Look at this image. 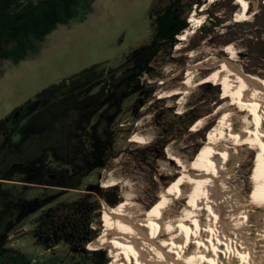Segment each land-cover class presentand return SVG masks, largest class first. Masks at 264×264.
<instances>
[{
  "label": "rangeland",
  "instance_id": "obj_1",
  "mask_svg": "<svg viewBox=\"0 0 264 264\" xmlns=\"http://www.w3.org/2000/svg\"><path fill=\"white\" fill-rule=\"evenodd\" d=\"M174 1L95 0L84 18L59 26L43 42H36V50L26 59L16 64L0 61V122L16 109L22 107L21 112H25V104L35 103L43 90L64 80L84 83L90 71L102 77L113 71L114 78L118 79L135 67L139 58L143 59V53L157 41L153 11ZM247 1L255 12L242 18L244 5L237 4V0H181L178 14L186 19L189 27L176 37L172 47L163 45L151 56L146 72L136 79L139 89L123 98L113 127L112 145L101 157V164L91 168L77 189L40 187L30 180L24 182L20 173L13 175L16 182L1 185L0 192L5 197L20 203L53 199L10 230L8 247L24 253L28 264H120L116 247L95 246L103 234L107 211L117 212L127 199H134L137 211L155 206L159 193L165 188L174 189L181 177L182 168L169 160V152L176 153L185 162L202 161L215 136L226 125L225 113L236 109L228 104L232 97L221 98L222 80L214 79L199 86L197 83L218 70L225 59H231L233 67L244 75L264 81V0ZM194 13L202 18L199 28L190 22ZM212 13L220 21L217 26ZM185 33L194 34L181 44ZM231 44L235 54L223 50ZM189 77L194 83L192 86L183 83ZM175 89L187 90L188 94L165 97ZM190 117L204 119L205 123L195 128L197 120L188 126L185 121ZM134 136H141L147 142H136ZM18 137L16 133L12 142ZM246 147L233 160L230 169L225 170V182H218L217 203L223 199L219 205L223 204L221 209L225 210L223 215L229 219V226H232L229 213L245 210L250 205L249 198L255 197L263 183L257 166L261 147L255 150ZM113 193L118 194L120 202L111 206L106 198L110 200ZM181 199L172 207V214H177L186 202ZM80 204L89 207L88 228L80 224L75 227L83 230L82 234L64 223L52 233L39 230L37 236L33 234L44 211L54 207L51 214L66 219L70 206L79 208ZM250 208L247 207L249 215L254 217L249 227L256 232V238L262 230L264 214ZM40 221L44 222V218ZM89 229L96 235L91 244L83 236ZM262 245L264 251V241ZM259 257L258 261H264V252Z\"/></svg>",
  "mask_w": 264,
  "mask_h": 264
},
{
  "label": "trees",
  "instance_id": "obj_2",
  "mask_svg": "<svg viewBox=\"0 0 264 264\" xmlns=\"http://www.w3.org/2000/svg\"><path fill=\"white\" fill-rule=\"evenodd\" d=\"M94 1L0 0V61L16 64L26 59L30 52L36 50V42H43L59 26L84 18L92 10ZM180 6L181 0H176L163 8L154 9L151 17L155 18L154 35L157 41L148 52L143 53V59L139 58L135 67L118 79L114 78L113 71L104 77L90 71L86 82L64 80L43 90L35 103L25 104V117L20 126L14 128L11 137L0 140V180L14 182L13 175L20 173L24 182L32 181L40 187L77 189L91 168L101 164V157L112 145L115 139L113 127L123 98L134 94L135 88L139 89L140 83L136 79L146 72L151 56L163 45L172 47L176 37L189 27L186 19L178 14ZM212 15L217 26L220 21L214 13ZM23 113L16 118H22ZM193 118L190 117L185 123L188 126L194 124L198 119ZM9 119L8 116L0 122V135ZM16 133L19 137L13 143ZM2 199L0 208H6L8 216L19 213L17 222L8 223L11 229L41 206L53 201L48 198L25 204L9 197ZM106 201L111 206L120 202L116 193ZM74 206H70L66 219L51 214L54 207L44 211L33 234L37 236L39 230L52 233L63 223L72 226L73 231L77 230L75 227L79 224L88 228L89 207L86 204H80L79 208ZM40 218H44V222ZM92 233V229H89V233L83 234L85 238L88 237L87 244L95 239L96 235ZM21 256L27 261L24 253Z\"/></svg>",
  "mask_w": 264,
  "mask_h": 264
},
{
  "label": "bare ground",
  "instance_id": "obj_3",
  "mask_svg": "<svg viewBox=\"0 0 264 264\" xmlns=\"http://www.w3.org/2000/svg\"><path fill=\"white\" fill-rule=\"evenodd\" d=\"M237 4L244 5L242 18L254 14V6L252 8L249 1L237 0ZM190 22L199 28L202 18L194 13ZM193 34L185 33L181 44ZM223 50L235 54L232 44ZM230 60H222L218 70L197 83L199 86L214 79L222 80L224 92L221 98L232 97L228 104L236 108L225 113L226 125L215 136L202 161L185 162L176 153L169 152V160L182 168L174 189H163L157 204L149 209L137 211L134 199H127L117 212L107 211L103 234L95 246L116 247V258L120 264H264L263 260L258 261L259 254L264 252V221L262 230L255 238V231L252 226L249 227L250 219L254 216L249 215L247 209L251 207L255 213L264 214V81L244 75L233 67ZM198 66L203 64L194 68ZM183 83L187 86L194 84L191 77ZM187 94V90L175 89L165 97ZM203 123L204 119L199 120L195 128L203 126ZM133 140L147 142L141 136H134ZM244 146H248L249 150L261 147L257 166L263 183L255 195L253 193L255 197L249 198L250 205L243 207L245 210L229 213L232 223L229 226V219L223 215L225 210L221 209L223 204L221 207L219 205L223 199L217 203L220 196L218 182L224 181L225 170L230 169ZM181 197L186 202L177 214H172V207L182 200Z\"/></svg>",
  "mask_w": 264,
  "mask_h": 264
},
{
  "label": "flooded vegetation",
  "instance_id": "obj_4",
  "mask_svg": "<svg viewBox=\"0 0 264 264\" xmlns=\"http://www.w3.org/2000/svg\"><path fill=\"white\" fill-rule=\"evenodd\" d=\"M137 90L138 89L135 88V91H137ZM22 112H24V111H22ZM22 112H20V113L22 114ZM11 115H9L10 119L6 123L7 127L5 128V130L0 135V140L1 139L6 140L8 138V136L9 137L12 136L14 128H16V126H20V124L22 123V120L24 119V116H25V112L23 113L24 116H20V117H22L20 119H19V117L16 118L17 116L12 118ZM5 142H7V141H5ZM27 180H28V178H27ZM5 183H7L6 180H0V190H1V185L5 184ZM3 197H5V196L0 192V202L3 200L2 199ZM18 215H19V213L17 212L16 214H14L10 217V216H8V213L6 212V208H3V209L0 208V264H25L27 262L21 256V254H22L21 252L8 247V234L11 230V227H9L8 223L13 224V222H15V221L17 222ZM88 244H91V242ZM26 264H28V263H26Z\"/></svg>",
  "mask_w": 264,
  "mask_h": 264
},
{
  "label": "water",
  "instance_id": "obj_5",
  "mask_svg": "<svg viewBox=\"0 0 264 264\" xmlns=\"http://www.w3.org/2000/svg\"><path fill=\"white\" fill-rule=\"evenodd\" d=\"M21 110H22V107H21V108H19V109H17V112H15V113H14V114H15V116L19 115V113L21 112Z\"/></svg>",
  "mask_w": 264,
  "mask_h": 264
}]
</instances>
